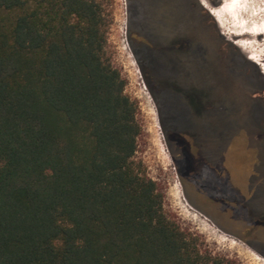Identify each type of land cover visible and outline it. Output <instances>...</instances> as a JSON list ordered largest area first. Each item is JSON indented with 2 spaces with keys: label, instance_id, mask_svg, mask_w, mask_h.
<instances>
[{
  "label": "trees",
  "instance_id": "1",
  "mask_svg": "<svg viewBox=\"0 0 264 264\" xmlns=\"http://www.w3.org/2000/svg\"><path fill=\"white\" fill-rule=\"evenodd\" d=\"M152 1L157 51L178 72L152 84L199 101L206 55L214 82L227 50L240 54L198 0ZM111 5L0 0V264H228L163 211L134 159L138 106L106 51Z\"/></svg>",
  "mask_w": 264,
  "mask_h": 264
},
{
  "label": "rangeland",
  "instance_id": "2",
  "mask_svg": "<svg viewBox=\"0 0 264 264\" xmlns=\"http://www.w3.org/2000/svg\"><path fill=\"white\" fill-rule=\"evenodd\" d=\"M198 1L215 20L225 42L240 54L233 59L236 66H229V71L239 75H227L228 85L224 92L220 91V95L212 97L211 110H206V103L203 102L206 95L204 85L193 93L199 101L188 104L181 95L158 89L152 84L153 75L168 79L176 78L178 74L175 64H168L164 54L157 51L160 37L152 32L147 23L152 0H112V22L106 51L112 65L125 80V94L137 103L141 133L137 138L134 159L142 163L146 175L162 194L163 211L182 230L197 237L201 251L228 264H264V230L245 228L246 233L242 232L243 226L252 222L254 213L259 215L263 206L256 207L254 203L258 201L250 198L245 201L243 210L237 203L235 191L231 189L224 193L212 189L195 193L186 184L188 179L184 164L178 162L180 152H187L182 143L187 142L189 137L184 134L204 130L203 147L210 143L220 146L228 138L230 147L234 145L229 148L233 150L229 152V162L243 160L244 173L249 169L254 159V138L237 137L234 132L239 124L232 115L227 120V126L225 124L228 135L222 134L220 129L223 128L222 112L231 113L238 107V102L228 92L233 87L238 89L239 84L248 80L240 75L245 71L246 63L254 70L252 78L257 82L256 86L264 90V0H235L236 3L234 0ZM148 42L155 48L146 47ZM155 57L158 64L153 61ZM243 121L245 123L247 119ZM237 139L243 149L238 146ZM260 146L264 150V138ZM232 164L229 163L230 169ZM259 170L264 176V166ZM250 182L252 184L253 179ZM221 199L224 201L221 202ZM247 210L250 212L248 216ZM232 219L239 223H233Z\"/></svg>",
  "mask_w": 264,
  "mask_h": 264
},
{
  "label": "flooded vegetation",
  "instance_id": "3",
  "mask_svg": "<svg viewBox=\"0 0 264 264\" xmlns=\"http://www.w3.org/2000/svg\"><path fill=\"white\" fill-rule=\"evenodd\" d=\"M216 52L217 51H215V53ZM209 56L210 55H206L205 77L204 79L202 78L203 81L201 83L205 86L204 93L206 95L204 99L206 107L211 110L213 107V87L224 92V89L228 85L226 82L227 75H239L238 73L229 71V68L236 66L233 59L237 56L239 57V55L227 50L226 56H223L224 59H222V57L220 59L221 63L224 64L220 70V77L214 82L213 63L218 61V57L215 55V59H213ZM192 62L195 69V78L198 68L196 66V61L192 60ZM246 64L245 71L243 70L240 75H244L248 78V80L239 84L238 89L233 87L232 90L228 92V95L238 102V107L231 113L222 112L223 128L220 130L222 134H225V136L226 134L228 135V129L225 127V124L227 123L229 116L232 115L233 118L237 119L239 124L238 128L234 132L237 134V137L240 138V136H249L254 138L252 144L254 159L247 172L244 173L245 162L243 160L229 162V154L233 151H231V149L234 145L232 148L230 147L228 138L224 140L220 146H215L210 143L208 146L203 147V138L206 135L204 130L196 133L184 134V136L189 137L187 142L184 141V143H182V148H187V152H180L178 158V162L184 164L183 169L188 179L186 184L195 193H199L201 191L204 192L207 189H212L214 191L217 190L224 193L231 189L233 192L235 191L236 198L238 199L237 203L243 210L245 209V201L250 198L256 200L255 202L258 201L257 203H254L256 207L262 208L263 206L262 211L259 210V215L254 213V219L252 222L250 221L246 227L243 226V233H246L245 228L264 230V176H261V173H259L261 172L259 169L264 166V150H262V147L260 146L261 141L264 138V90H261L256 86L257 82L254 78H252L254 70L251 65L248 63ZM245 119H247V122L244 123L243 120ZM237 141H239V139H237ZM238 146H241L243 149V145H241L240 141ZM229 148L231 149L229 150ZM229 163H233L231 169L229 167ZM250 179H253L252 184ZM220 201L222 202L224 199H221ZM248 211L249 210L246 211L247 216L250 215V212ZM235 220L236 219H232V222L239 223Z\"/></svg>",
  "mask_w": 264,
  "mask_h": 264
},
{
  "label": "bare ground",
  "instance_id": "4",
  "mask_svg": "<svg viewBox=\"0 0 264 264\" xmlns=\"http://www.w3.org/2000/svg\"><path fill=\"white\" fill-rule=\"evenodd\" d=\"M200 1H201V0H200ZM203 1H204V0H203ZM203 1H202V2H203ZM227 1H228V0H227ZM229 1H230V0H229ZM229 1H228V2H229ZM234 1H235V0H234ZM228 2H227V3H228ZM236 2H237V1H235V3H236ZM240 2H241V1H240ZM228 4H229V3H228ZM233 4H234V3H233ZM233 4H232V5H233ZM204 5H205V4H204ZM225 6H226V4H225ZM225 6H224V7H225ZM221 7L223 8V6H221ZM221 7H220V10H221ZM234 7H235V6H234ZM244 7H245V6H244ZM218 8H219V7H218ZM245 9H246V8H245ZM223 10H224V9H223ZM236 11H237V10H236ZM212 12H213V11H212ZM232 12H233V10H232ZM243 12H244V11H243ZM224 14H225V12H224ZM219 15H220V13H219ZM225 15H226V14H225ZM213 16H215V15H213ZM225 17H226V16H225ZM250 28H251V27H250ZM237 45H238V44H237ZM243 48H244V47H243ZM247 48H248V47H247ZM247 48H246V50H247ZM254 58H255V57H254Z\"/></svg>",
  "mask_w": 264,
  "mask_h": 264
}]
</instances>
